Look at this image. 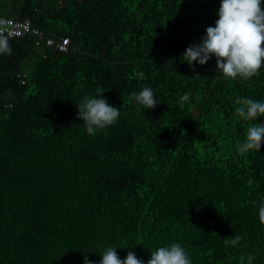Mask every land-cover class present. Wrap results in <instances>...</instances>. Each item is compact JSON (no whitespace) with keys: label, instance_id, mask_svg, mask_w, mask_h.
<instances>
[{"label":"trees","instance_id":"1","mask_svg":"<svg viewBox=\"0 0 264 264\" xmlns=\"http://www.w3.org/2000/svg\"><path fill=\"white\" fill-rule=\"evenodd\" d=\"M219 5L0 0V16L69 39L62 52L29 34L4 36L12 55L0 54V264H99L109 246L146 264L174 242L192 264H264V144L236 151L255 121L238 118L234 104L264 101V68L229 80L214 57L194 71L181 57L215 26ZM145 86L154 109L131 100ZM101 89L120 116L90 136L76 104Z\"/></svg>","mask_w":264,"mask_h":264},{"label":"clouds","instance_id":"2","mask_svg":"<svg viewBox=\"0 0 264 264\" xmlns=\"http://www.w3.org/2000/svg\"><path fill=\"white\" fill-rule=\"evenodd\" d=\"M215 26H208L200 42H193L181 55L190 68L195 64L204 65L212 57L216 60V72L225 79L248 81L260 74L264 68V4L262 0H220ZM0 54L12 55L11 46L6 37L0 35ZM195 62V63H194ZM105 90H99L94 97H85L76 104L78 118L82 120L86 133L94 136L97 132L115 125L119 108L110 105L103 97ZM97 94L100 97L97 98ZM131 100L142 110L154 109L159 103L150 87H143L139 92H132ZM189 100L185 93L180 98L184 103ZM235 115L244 121H255L247 127L245 138L236 144V151L245 154L260 151L264 144V123H257L258 117L264 115V101L247 97H237L234 101ZM240 236L225 239V243L235 246ZM118 247H107L99 264H145L135 253L129 250L124 259L116 251ZM84 264H93L84 256ZM253 257H249V260ZM146 264H192L189 253L179 242L157 247L150 252Z\"/></svg>","mask_w":264,"mask_h":264},{"label":"built area","instance_id":"3","mask_svg":"<svg viewBox=\"0 0 264 264\" xmlns=\"http://www.w3.org/2000/svg\"><path fill=\"white\" fill-rule=\"evenodd\" d=\"M26 34L34 37V43L37 46L44 43L47 46H53L58 51H68L69 39L67 37L44 36L39 28L31 24L29 18L17 19L0 16V35L6 37H21ZM17 76L20 77L21 83H24L26 73H18Z\"/></svg>","mask_w":264,"mask_h":264}]
</instances>
